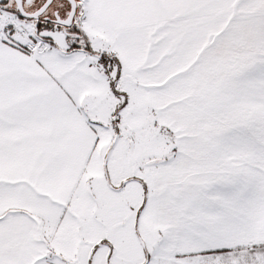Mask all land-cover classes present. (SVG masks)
<instances>
[{
  "label": "snow or ice",
  "instance_id": "1",
  "mask_svg": "<svg viewBox=\"0 0 264 264\" xmlns=\"http://www.w3.org/2000/svg\"><path fill=\"white\" fill-rule=\"evenodd\" d=\"M0 264H264V0H0Z\"/></svg>",
  "mask_w": 264,
  "mask_h": 264
}]
</instances>
